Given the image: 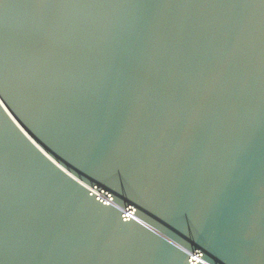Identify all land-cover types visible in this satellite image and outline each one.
Wrapping results in <instances>:
<instances>
[{
  "label": "water",
  "instance_id": "obj_1",
  "mask_svg": "<svg viewBox=\"0 0 264 264\" xmlns=\"http://www.w3.org/2000/svg\"><path fill=\"white\" fill-rule=\"evenodd\" d=\"M0 261L264 264V5L0 11Z\"/></svg>",
  "mask_w": 264,
  "mask_h": 264
},
{
  "label": "snow or ice",
  "instance_id": "obj_2",
  "mask_svg": "<svg viewBox=\"0 0 264 264\" xmlns=\"http://www.w3.org/2000/svg\"><path fill=\"white\" fill-rule=\"evenodd\" d=\"M255 2L264 5V0H255ZM9 6H17V0H0V11L6 9ZM0 264H3V262L0 261Z\"/></svg>",
  "mask_w": 264,
  "mask_h": 264
}]
</instances>
